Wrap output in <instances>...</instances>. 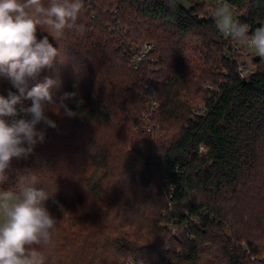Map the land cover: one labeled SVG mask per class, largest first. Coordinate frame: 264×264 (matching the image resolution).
Listing matches in <instances>:
<instances>
[{
  "label": "trees",
  "instance_id": "trees-1",
  "mask_svg": "<svg viewBox=\"0 0 264 264\" xmlns=\"http://www.w3.org/2000/svg\"><path fill=\"white\" fill-rule=\"evenodd\" d=\"M227 1L249 35L264 24V0ZM205 2L84 0V31L51 41L60 55L38 80H56V96L78 88L85 103L74 117L49 113L57 127L0 185L18 193L29 173L48 192L59 219L48 264H264V59L242 83L237 41L202 16ZM146 41L158 49L135 70ZM197 98L206 116H192ZM147 120L167 133L161 146Z\"/></svg>",
  "mask_w": 264,
  "mask_h": 264
},
{
  "label": "clouds",
  "instance_id": "clouds-1",
  "mask_svg": "<svg viewBox=\"0 0 264 264\" xmlns=\"http://www.w3.org/2000/svg\"><path fill=\"white\" fill-rule=\"evenodd\" d=\"M261 2L250 0V7ZM83 11L84 0H49L47 5L42 0H0V76L16 90L0 95V185L8 182L12 161L31 155L44 142L46 129L57 127L49 113L74 117L85 103L78 88L56 96V80H38L42 71L54 69L60 55L51 41L66 30L84 31L77 23ZM212 17L224 36L264 59V24L249 35V26L234 19L226 4L215 7ZM38 31L47 34L38 38ZM16 179L18 193L0 190V264H48L59 219L47 206L48 192L34 187V175L21 173Z\"/></svg>",
  "mask_w": 264,
  "mask_h": 264
},
{
  "label": "rangeland",
  "instance_id": "rangeland-1",
  "mask_svg": "<svg viewBox=\"0 0 264 264\" xmlns=\"http://www.w3.org/2000/svg\"><path fill=\"white\" fill-rule=\"evenodd\" d=\"M177 1L181 2L182 5L188 9L193 5L195 0H177ZM204 1H206L205 2L206 7H205V10H204L202 16L209 19L210 17H212L213 10L215 9V7L219 6V4H217V2L215 0H204ZM226 5H228L230 7L234 19L237 20V18L244 15L243 11L236 12L228 3ZM150 42H152V41H150ZM237 43L235 42L234 48L237 52L236 55L238 56V60L241 64L240 70L243 71V73L245 75H249V74L253 73V71H255L254 61H255V59L259 58V56H257L255 54L254 50L243 46L238 41H237ZM1 83H2V81H0V85H1ZM198 102L200 103L201 101H199L197 98L196 102L193 104V107H192L193 109L196 108L197 105H199ZM147 123L148 124H146L145 128L147 127L148 132L149 131L152 132V133L149 132V135H150V140L154 144L156 143L157 145L161 146L163 144V142H166L168 140L169 137H168L167 133L162 131L159 124H157V126H155V128L153 129V125L151 124V121L148 122V120H147ZM131 132H133L134 134L138 133L136 128H131ZM205 151H206V149H203V152H205ZM244 246L249 247L248 242L244 241L243 247Z\"/></svg>",
  "mask_w": 264,
  "mask_h": 264
},
{
  "label": "built area",
  "instance_id": "built-area-1",
  "mask_svg": "<svg viewBox=\"0 0 264 264\" xmlns=\"http://www.w3.org/2000/svg\"><path fill=\"white\" fill-rule=\"evenodd\" d=\"M218 1V4H227L228 1L227 0H217ZM158 49V45H156L155 42H143L142 44H140V48L137 50L134 51V57L131 59V63H132V66L135 70H138L139 69V66L140 64L144 61L145 58L149 57L153 51L157 50ZM4 78L2 76H0V81H2ZM204 87L206 89H209L211 90L213 87L212 85L210 84H206L204 85ZM144 88L147 89V91H151V96L149 97V106H150V110H149V116L151 117L152 114L154 113V110L155 108L158 106L157 102L155 101V97L153 95V92H154V89L155 88H151V84L148 83V84H145L144 85ZM207 114V109L205 107V105L203 104H199L197 105L196 108H194L192 110V116H194L195 118L199 117V116H206ZM152 118V117H151ZM152 126V125H151ZM245 247V252L246 254H248L250 252L249 250V247ZM255 258L253 257V260Z\"/></svg>",
  "mask_w": 264,
  "mask_h": 264
},
{
  "label": "water",
  "instance_id": "water-1",
  "mask_svg": "<svg viewBox=\"0 0 264 264\" xmlns=\"http://www.w3.org/2000/svg\"><path fill=\"white\" fill-rule=\"evenodd\" d=\"M238 76L240 77V80H241L242 83L248 84L250 82L249 81V77L247 75H245L243 73V71L239 70Z\"/></svg>",
  "mask_w": 264,
  "mask_h": 264
}]
</instances>
